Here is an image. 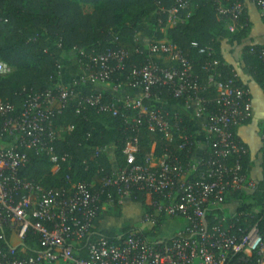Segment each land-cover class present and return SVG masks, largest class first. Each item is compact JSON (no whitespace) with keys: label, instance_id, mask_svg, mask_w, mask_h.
<instances>
[{"label":"built area","instance_id":"1","mask_svg":"<svg viewBox=\"0 0 264 264\" xmlns=\"http://www.w3.org/2000/svg\"><path fill=\"white\" fill-rule=\"evenodd\" d=\"M193 1L175 0L169 10L161 9L167 23L176 26L191 17ZM248 1L264 16V0ZM246 6V0L216 1L217 14L230 34L246 26ZM181 11H186L185 17ZM192 48L210 58L202 67L210 74L208 87L199 83L184 51L171 42L156 41L147 48L146 64L128 77L135 81L115 85L118 89L139 88L140 98L107 100L102 93L85 95L71 86L59 87L57 93L31 91L20 111L0 100V228L15 233L20 245L32 231L45 249L34 257L21 258L24 248L19 252L15 247L4 248L1 234L0 264H264L262 218L255 217L260 210H238L232 198L237 193H254L259 186L244 166L250 151L237 134L239 127L254 118L253 100L234 70L223 79L212 48L197 43ZM249 53L264 62V48L252 47ZM79 56L95 82L111 84L116 72L125 69V53L120 50L99 54L80 50ZM165 58L166 65L153 61ZM10 72L0 62V75ZM211 88L214 97L206 95ZM163 90L190 117L145 103L160 101L157 93ZM72 102L77 113L90 108L97 114L122 116L132 132L146 128L167 144L158 154L156 142L152 143L150 153L138 162V138L130 139L123 150L125 165L112 169L100 193L92 190L93 185L74 183L68 174L60 188H47L22 177L33 154L45 156L53 174L69 163V155L58 152L60 134L52 121ZM194 117L204 119L200 158H193L198 143L188 134L185 121ZM259 134V154L264 161V116ZM103 152H95L96 157ZM139 196L146 204L143 223L156 231L164 219L179 220L183 228L165 239L151 237L143 229L111 239L98 237L88 243L85 257L75 254V245L92 234L105 206H122ZM251 202L249 198L246 205ZM225 211L227 217L221 215Z\"/></svg>","mask_w":264,"mask_h":264},{"label":"trees","instance_id":"2","mask_svg":"<svg viewBox=\"0 0 264 264\" xmlns=\"http://www.w3.org/2000/svg\"><path fill=\"white\" fill-rule=\"evenodd\" d=\"M216 1L194 0L191 17L167 29L169 42L184 51L193 62L195 74L199 76V83L203 87H208L210 74L203 71L202 67L210 58L193 49V43H197L199 47H210L215 51L212 58L221 63L219 71L223 79L231 77L234 71L238 73L239 68L250 76L264 93V62L249 53L252 47L258 49L264 47L251 44L249 41L250 24L247 16L244 19L246 25L244 29L237 34H230L226 24L220 21L217 14ZM234 1L237 0H230ZM174 4L175 0H0V62L12 70L9 74L0 75V100L10 102L20 111L27 94L31 91L58 92L57 79L60 70L52 47H58L67 54L76 50L87 54L104 53L108 49L120 50L125 53V69L116 72L111 83L118 85L135 81V79L129 81L128 77L139 71L149 60L147 50L136 40L139 26L152 19L154 21L152 35L157 38L156 41L163 39L161 30L166 28L168 18L161 9L167 11ZM86 6L92 8V13H85ZM181 15L185 17L186 11H181ZM224 44L228 48L236 46L240 50V57L235 56L228 61L221 51ZM234 52L235 50L233 54ZM153 61L159 65H166L163 59ZM238 77L240 84L248 88L240 75ZM74 88L85 95L102 93L107 100H113L103 92L86 88L82 82ZM206 95L214 97L215 90L211 88ZM157 96L160 101L171 100L165 90L157 93ZM187 119L185 121L188 134L194 135V124ZM251 121L244 125L250 124ZM68 126H73L74 129L72 131L65 129ZM52 127L60 134L58 152L68 154L69 163L64 164L60 172L53 174L48 159L33 154L30 156L28 166L21 171L22 177L47 188H60L65 185L63 176L68 174L74 183L93 185L92 190L100 193L103 181L111 174L112 169L125 165L123 150L130 139L138 138V162L143 161L150 153L152 143L156 142L158 154L167 144L162 136L150 133L146 128L132 132L122 116L97 114L90 108L77 113L73 102L61 115L53 119ZM59 129L65 131L61 132ZM108 149L113 150L110 156ZM98 150L105 152L96 157L95 152ZM194 153L195 151L192 154ZM257 157L261 158L249 153L243 159L249 176L252 174L253 164L258 160ZM260 160L263 175L258 180V190L250 194L245 192L233 194L232 198L238 203V210H260L255 217L262 218L261 229L264 232V161L262 158ZM249 198H252V202L246 205ZM105 200V195H102V202ZM132 202L140 204L146 211L143 197L139 196ZM221 215L228 216L226 211ZM133 230L135 229L127 227L118 234L111 231H94L84 241L75 245V254L85 257L88 243L98 237L111 239ZM156 231L159 232V228H156ZM1 234L5 237L2 246L6 249L14 247L10 243L12 232L0 228ZM22 248L25 251L19 253L21 258L34 257L45 250L39 241V235L32 231L27 235L23 245L15 247L18 252Z\"/></svg>","mask_w":264,"mask_h":264},{"label":"crops","instance_id":"3","mask_svg":"<svg viewBox=\"0 0 264 264\" xmlns=\"http://www.w3.org/2000/svg\"><path fill=\"white\" fill-rule=\"evenodd\" d=\"M247 8H246V16L247 20L250 24V32H249V41L251 44L263 46L264 47V17H262L259 10L253 6L248 0H246ZM85 13H92V8L86 6L84 7ZM153 23L152 19L148 20L144 24H141L138 29V33L136 36V40L145 47L147 50L148 46L152 41L154 42L156 37L152 35L153 33ZM175 25L167 23L166 28L161 30L164 38L158 40L159 42L167 38V29L173 28ZM156 42V40H155ZM54 54L56 55L59 63L60 74L58 77V87L66 88L77 85L80 81H84L83 83L86 88L99 91L105 93L115 99H123L125 97L132 98H140L142 96V92L139 88H130L124 87L122 89L116 88L112 83H100L95 82L89 76L91 75L89 69L85 66L84 61L79 56V50L71 51L69 54L66 52L60 51L58 47H52ZM233 50H235L233 54ZM221 51L224 57L230 61L232 57L238 56L240 57V50L234 46L229 48L224 44L223 48L221 47ZM166 59V58H165ZM167 60V59H166ZM165 62H169L168 60ZM227 61V63H229ZM238 74L240 75L241 80L244 84L248 86L250 91V95L253 100L254 107V118L250 122V124L243 125L237 129V134L240 140L247 145L251 154L255 156H260V128H261V120L264 116V93L263 91L255 84V82L244 73L241 69H239ZM12 71V70H11ZM148 106L157 105L161 107L163 110L168 111L170 113H178L183 116L190 117L189 113L185 111L184 107L175 101H155L151 100L145 102ZM194 125V137L198 143V147L196 148L195 154L193 158H200L203 155V118H193L191 121ZM67 129V128H65ZM59 131L63 132V129H59ZM109 156L112 155L113 150H107ZM258 158V157H257ZM261 158L253 164L252 166V174L251 177L260 180L263 175V167L261 163ZM137 207L132 210L131 206ZM124 211H126L124 213ZM145 211L140 204L134 203L132 201L126 200L122 206H105L103 210L100 211V215L95 223L92 233L97 232H115L120 233L124 228H132V229H143L149 232L151 237L155 236L156 238L159 236L161 238H169L173 236L178 230L183 228L182 222H178L179 220H170L164 219L162 221L161 227L159 228V232L155 231L154 228L150 224L143 223L142 217ZM130 225H129V224ZM134 224H141L139 227H135ZM170 224H179L177 228L171 227ZM170 226L166 231L165 227ZM10 243L14 247H18L20 245L15 233L12 232L10 237ZM78 245V244H76ZM80 256V255H78ZM62 264V263H58Z\"/></svg>","mask_w":264,"mask_h":264},{"label":"rangeland","instance_id":"4","mask_svg":"<svg viewBox=\"0 0 264 264\" xmlns=\"http://www.w3.org/2000/svg\"><path fill=\"white\" fill-rule=\"evenodd\" d=\"M161 42H168L167 40H163V41H161ZM65 130L63 129V132H64ZM131 208H132V210H134V209H136L137 207H135V206H131ZM126 211H124V213H125ZM178 222H180L181 223V221H178ZM129 224V223H128ZM130 225V224H129ZM171 225V227H173V228H177L178 226H179V224L177 225V224H170ZM134 226L135 227H139V226H141V224H134ZM169 227L170 226H167V228L165 227V230L167 231L168 229H169Z\"/></svg>","mask_w":264,"mask_h":264}]
</instances>
